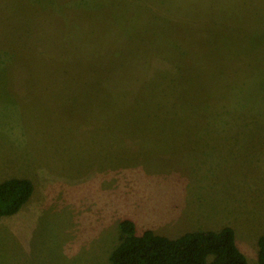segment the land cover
<instances>
[{
	"label": "rangeland",
	"instance_id": "1",
	"mask_svg": "<svg viewBox=\"0 0 264 264\" xmlns=\"http://www.w3.org/2000/svg\"><path fill=\"white\" fill-rule=\"evenodd\" d=\"M125 99L156 113L128 124ZM11 176L34 190L0 217V264H110L124 217L168 237L230 225L255 262L264 0H0V181Z\"/></svg>",
	"mask_w": 264,
	"mask_h": 264
},
{
	"label": "trees",
	"instance_id": "2",
	"mask_svg": "<svg viewBox=\"0 0 264 264\" xmlns=\"http://www.w3.org/2000/svg\"><path fill=\"white\" fill-rule=\"evenodd\" d=\"M36 10L39 11L40 7H37ZM30 33L27 32V34ZM35 39L31 35L32 43L36 42ZM84 69L87 70V66ZM91 70L93 68L90 67L89 71ZM99 83L102 82L97 80L90 86L98 90ZM137 102L132 103L124 100V110L122 111L125 114L120 116L122 121H127L129 124L131 121L141 123L146 119H152L156 108L151 106L136 108ZM90 109L91 112L96 113L98 108H96V104H92ZM215 109L216 115L223 116L221 107ZM207 113L204 112L202 118H206ZM101 117L105 118L106 116L103 113L100 115ZM186 118L187 115L184 114L181 120L186 121ZM218 121L220 123L224 120L221 118ZM250 121L257 122V119L252 117ZM33 190V181L28 177L11 176L1 180L0 217L16 213L30 199ZM118 227L119 242L109 254L110 264H264V233L257 238V260L249 262L244 252L237 246L235 231L230 225L222 226L218 230H187L176 237L156 233L150 228L137 233L134 220L128 217L120 219Z\"/></svg>",
	"mask_w": 264,
	"mask_h": 264
}]
</instances>
